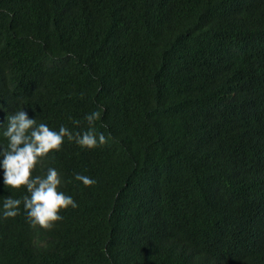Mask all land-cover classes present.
<instances>
[{"label": "trees", "instance_id": "obj_1", "mask_svg": "<svg viewBox=\"0 0 264 264\" xmlns=\"http://www.w3.org/2000/svg\"><path fill=\"white\" fill-rule=\"evenodd\" d=\"M0 105L111 133L37 166L79 206L0 217V264H264V0H0Z\"/></svg>", "mask_w": 264, "mask_h": 264}, {"label": "clouds", "instance_id": "obj_2", "mask_svg": "<svg viewBox=\"0 0 264 264\" xmlns=\"http://www.w3.org/2000/svg\"><path fill=\"white\" fill-rule=\"evenodd\" d=\"M101 116V109L90 111L86 114L90 127L82 133H74L65 124L56 129L46 122H38L36 117L30 116L25 106L9 112L7 124L0 128V135L6 138V143L0 140V168L4 170L6 186H26L27 192L22 197L4 195L0 217H15L22 211L20 205L23 204L30 224L50 228L54 222L64 218L62 209L78 207L74 196L62 190L65 181L58 168L50 167L44 175L35 170L38 165H43L44 158L52 150L62 147L65 137L86 147L107 143L111 133L106 134L95 127ZM74 122L80 123L79 120ZM76 178L89 185L97 183L94 177L79 172Z\"/></svg>", "mask_w": 264, "mask_h": 264}]
</instances>
